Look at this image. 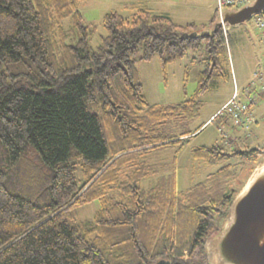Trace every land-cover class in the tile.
Listing matches in <instances>:
<instances>
[{
	"label": "trees",
	"instance_id": "obj_1",
	"mask_svg": "<svg viewBox=\"0 0 264 264\" xmlns=\"http://www.w3.org/2000/svg\"><path fill=\"white\" fill-rule=\"evenodd\" d=\"M80 1L0 0V264H207L204 242L240 189L228 188L238 176L228 161L241 155L249 175L264 154L221 141L193 147L192 159L215 170L175 187V153L202 126L191 125L200 96L228 76L223 30L182 36L196 23L132 3L127 15L105 13L91 48ZM201 42L193 95L148 104L136 61L158 55L165 72ZM163 149H175L172 165ZM94 200L93 217L77 219Z\"/></svg>",
	"mask_w": 264,
	"mask_h": 264
},
{
	"label": "rangeland",
	"instance_id": "obj_2",
	"mask_svg": "<svg viewBox=\"0 0 264 264\" xmlns=\"http://www.w3.org/2000/svg\"><path fill=\"white\" fill-rule=\"evenodd\" d=\"M117 1L118 0L80 1L78 9L81 15V23L89 31V44L91 48L97 47L101 43V38L105 35V30L102 26V18L105 13L110 11H116L122 15L130 13L127 9L120 8L117 5ZM178 1L179 3L171 9L175 20L182 22L193 20L197 25V29L194 31L198 33L204 30L199 26L200 21H206L208 16L213 15L214 12L217 14L216 18L221 17L216 10V0ZM152 2L155 4V7L158 8L156 6L158 0H153ZM228 9L234 8L230 7L225 10ZM156 10L157 9H155L154 12L158 13ZM257 16H262L264 18V12L252 16L243 24L225 26L223 34L228 56V63L226 65L228 76L221 79L216 86L210 88L205 94L200 96L202 99V106L196 120L191 125L193 127L202 126L197 133L191 137L188 144L178 153H175V161L173 162V166L175 167L174 182L178 190H184L202 181L208 172L215 170V167L208 168L204 165H198L197 162L192 159L191 149L200 145L212 146L220 142L221 135L219 128L222 127L223 130L230 132L231 148L234 147L233 145H235L237 149L264 147V94L259 93L257 80H255L254 88L250 91L251 94L256 95V101L251 109L253 114L255 112V122L251 125L249 130L234 129L230 125L227 127L225 123H220L219 117L214 119L210 117V115L217 112L222 104L228 98L232 97L235 92L239 99L244 100L248 94L245 91L247 86L250 85L251 81H254V72L264 63V31L256 27L255 18ZM192 17L193 19H191ZM69 23L70 21L68 19L65 20L66 27L69 26ZM204 56L203 42H201L198 48L188 49L183 56L169 63L165 72L162 70L158 55H154L148 61H136L135 67L137 69L138 79L142 84L143 94L147 103L167 105L190 98L196 88L197 74L204 67V62L202 60ZM209 117L211 119H209ZM174 150L175 149H163L159 154L165 161L171 162L174 156ZM243 160L244 158L241 155H234L231 156L228 161L234 165L233 172L238 174L237 178L229 183L228 188L232 190H238L240 188L238 193L244 188L260 164L264 163V154L249 175L246 169L247 166L243 167V165H241L243 163H239ZM169 164L172 165V162ZM156 179V176L144 178L141 181V185L145 188L150 187L154 184ZM100 204L99 200H94L78 208L76 210L77 219H91L100 208ZM214 235L215 234L208 238Z\"/></svg>",
	"mask_w": 264,
	"mask_h": 264
},
{
	"label": "water",
	"instance_id": "obj_3",
	"mask_svg": "<svg viewBox=\"0 0 264 264\" xmlns=\"http://www.w3.org/2000/svg\"><path fill=\"white\" fill-rule=\"evenodd\" d=\"M264 12V0L223 11L209 28L182 36L212 38L223 26L243 24ZM208 264H264V163L233 199L219 231L204 242ZM162 264V263H161Z\"/></svg>",
	"mask_w": 264,
	"mask_h": 264
},
{
	"label": "built area",
	"instance_id": "obj_4",
	"mask_svg": "<svg viewBox=\"0 0 264 264\" xmlns=\"http://www.w3.org/2000/svg\"><path fill=\"white\" fill-rule=\"evenodd\" d=\"M216 10L219 16L222 15L223 11L227 8L233 7L240 8L244 5L249 4L252 0H216ZM255 24L257 29L264 31V18L262 16H257L255 18ZM223 32L225 31V26L222 27ZM255 80L258 82L259 93L264 94V63L261 67L254 72V81H251L250 85L246 88L247 96L246 98L239 99L236 92L230 97L220 109L211 116L212 119L219 117L220 120L228 119V124L234 129L249 130L251 125L255 122V116L252 113V106L255 104L256 95L250 93L252 88H254ZM210 118V119H211ZM221 135V142L223 145L230 147V132L219 128Z\"/></svg>",
	"mask_w": 264,
	"mask_h": 264
},
{
	"label": "crops",
	"instance_id": "obj_5",
	"mask_svg": "<svg viewBox=\"0 0 264 264\" xmlns=\"http://www.w3.org/2000/svg\"><path fill=\"white\" fill-rule=\"evenodd\" d=\"M153 0H118L117 2H118V6L120 7V8H122V9H125V6L126 5H129V4H132V3H143V4H145V5H147L153 12L155 11V9H157L156 11L158 12V13H162V14H165V15H167V16H169L170 18H171V20L173 19V20H175V18H174V16H173V14H172V8H174L178 3H179V1L178 0H158V3L156 4V6L158 7V8H156L155 7V4L152 2ZM156 13V12H155ZM212 16V15H211ZM211 16H208V18H207V20L205 21H200L199 22V24L201 23V24H204V23H207L208 21H209V19L211 18ZM191 19H193V17L191 18ZM174 22H176V23H179V24H181V23H195L193 20H188V21H186V22H182V21H178V20H175ZM229 99V98H228ZM227 99V100H228ZM226 100V101H227ZM225 101V102H226ZM224 102V103H225ZM223 103V104H224ZM222 104V105H223ZM253 112H254V108H253ZM216 112H214L213 114H215ZM213 114H211L210 115V117L213 115ZM254 114H255V112H254ZM210 117H209V119H210ZM208 119V120H209ZM207 120V121H208ZM220 123H222V122H220ZM226 124V126L228 127L229 126V124L228 123H225ZM229 129V128H228Z\"/></svg>",
	"mask_w": 264,
	"mask_h": 264
}]
</instances>
